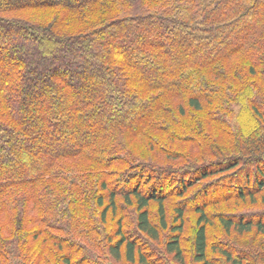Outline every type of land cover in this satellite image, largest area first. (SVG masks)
I'll use <instances>...</instances> for the list:
<instances>
[{
  "label": "trees",
  "instance_id": "trees-1",
  "mask_svg": "<svg viewBox=\"0 0 264 264\" xmlns=\"http://www.w3.org/2000/svg\"><path fill=\"white\" fill-rule=\"evenodd\" d=\"M36 9L44 16L12 14ZM241 61L250 77L241 75ZM74 78L82 82L71 84ZM257 78L264 81V0H0V264H99V253L163 264L148 240L168 229L165 254L186 264L187 209L197 213L189 264H214L209 250L242 264L210 240L208 227L214 218L226 233H264V213L209 209L257 196L264 203V157L252 176L244 174L245 184L237 180L264 155ZM200 111L223 120L225 142L208 135L194 117ZM139 137L183 163L155 164V153L134 150ZM170 138L189 140L197 154L171 148ZM209 152L220 157L205 159ZM228 152L236 156L221 155ZM155 175L178 180L149 184ZM125 207L134 208L138 234L124 231L122 215L107 225L108 211ZM100 236L107 246L98 255L90 243ZM53 248L58 260L44 258Z\"/></svg>",
  "mask_w": 264,
  "mask_h": 264
},
{
  "label": "rangeland",
  "instance_id": "rangeland-1",
  "mask_svg": "<svg viewBox=\"0 0 264 264\" xmlns=\"http://www.w3.org/2000/svg\"><path fill=\"white\" fill-rule=\"evenodd\" d=\"M13 15H17L20 17H26V18H37V17H43L44 16V12L41 9H36V10H27V11H17V12H13ZM9 15V14H8ZM15 43L20 45H27V47L31 44L30 41H23L24 43L20 42V40H15ZM29 48V47H28ZM256 55H258L257 50H254L253 56L255 57ZM263 54H261L262 56ZM245 60V59H242ZM240 73L241 75H246L245 78L250 77L249 75V66L248 63L246 61H241L240 63ZM80 65V59H73V61L71 62V68H78V66ZM69 74V73H68ZM82 79L80 80H76L75 78L70 80L71 84H79ZM257 85L259 86V98H263L264 99V81L262 82L260 79L257 78ZM209 107H212V105H210ZM238 108L234 107V110L232 112H229L227 114V117L229 118V120L235 118L236 114H237ZM246 113V112H245ZM195 118H199L202 119L205 124L203 127H205V130L207 129L208 131V135L209 136H214V140L217 141L218 143L220 142H225L226 139V134H225V125L223 123L219 122V120L217 119V121H214L212 118H207L206 117V113L204 114V111H200L198 113L195 112L194 114ZM226 117V118H227ZM191 119V118H189ZM227 120V119H226ZM247 120L248 123H253L252 118L250 117L249 114H247ZM244 131L247 132V130L244 128ZM169 144L171 148H178L180 149L181 152H188L190 156H195L197 154L198 149H195L192 147V143L189 142V140H178L176 138H170L169 139ZM231 143V142H230ZM228 143V144H230ZM132 144L134 146V150H147L150 145L147 144L146 139L143 137H139L136 138L132 141ZM202 150L206 153L208 151H212L211 146L205 142H203V146H202ZM149 153H155V157L153 158L155 160V164H163V165H167V164H178V163H183L182 162V158H168L167 155H163L162 152L159 151L158 147L155 146H151V149L147 150ZM160 154V155H159ZM208 155V154H207ZM219 154L214 153V152H209V156H207L205 159L208 160H216L218 159L217 156ZM222 156L225 157H230V156H236L233 152L231 153H225V154H221ZM259 157H264V155L258 156V159L255 160V163H252L251 165H245L243 167V169H241V171L238 173L237 175V180L239 181V183H243L244 180V174L248 173L250 174V176H252L254 174L253 170L255 168V166H259L258 163L259 162ZM144 160V158H141ZM149 159V158H148ZM206 161V160H205ZM257 164V165H256ZM261 166H264V161L261 160ZM156 176V177H155ZM152 177V179L150 180L149 184H152L155 182V179H157L158 183H169L170 187L175 184V182L178 180L177 176H174L173 179H171V181L163 176L160 175H155ZM156 182V184H158ZM148 184V185H149ZM228 182H225V185H227ZM245 184V183H243ZM153 185V184H152ZM249 187H253V183H251L249 185ZM217 191L219 190H224L226 191V188L222 187V188H217ZM211 191V190H209ZM264 192V188L262 189L261 193ZM215 195V194H214ZM258 195V193H257ZM256 195V196H257ZM211 195H207L206 198H209ZM204 197L200 196L197 200V202L203 200ZM119 202L120 197L118 198ZM260 196H257V201L254 202H250L249 200L246 201H237L235 202L237 205H234L233 202L231 201H224V202H219L216 204H213V206L209 209L212 213H229V214H233L235 217L238 216H242V215H247V216H253V217H257L258 216H262L264 213V203L260 202ZM106 203V202H104ZM173 201H168L166 202V210H167V214H168V220L169 222L172 220V205ZM90 207H92V202H90ZM188 210V209H187ZM184 212V225H183V230H182V236H181V244L184 247V250L186 252V264H189V259L191 257V236L193 233V229H194V220L195 217L197 215V213L195 211H188ZM88 211H90V208L88 209ZM151 217L154 218L153 216L156 215V210H155V206L154 203H152L151 205ZM119 215H122L123 217V227H124V231L125 232H132V233H136L138 234V231L135 228L134 225V218H135V211L133 207H125L123 209H118V211L115 213V215H112L110 213V211H108L107 213V225L109 226V228H113L115 227V222L116 219ZM262 218H264V216H262ZM215 222L214 225L209 226L208 227V231L210 234V240L212 242L215 243H220L222 246H224L226 249H228L230 252H232L235 256L240 257V261L242 264H264V233H257L255 231H251L248 233H242L239 234L233 230H231L229 233H226L223 228H221L217 223L216 219L213 218V223ZM95 225V224H94ZM104 227V225L102 226ZM107 231V232H106ZM106 231H101V233L105 234L109 233V230ZM170 230H165L162 233V237L160 238L159 241H149L148 240V244H149V248H150V253L152 254H156L155 252H159L160 254L155 257V259H160L161 262L163 264H176L172 261L171 259V255H167L165 254L164 251V243H165V239L168 236ZM104 236H100V242H96L94 241L93 243H90V251L94 254H98L97 253V249H104L107 246V242L104 239ZM95 243H97L98 245H96ZM53 255L51 254H44V258L46 259H51V261H55L58 260L59 257V252L55 251L53 248ZM100 257L102 258H97L96 256L93 255L91 256L92 258H95L96 262H98L99 264H129L126 261L122 260L120 262H116L114 261L111 257H109V255L105 256L102 253H99ZM98 254V255H99ZM209 255L210 257H213L214 260V264H230V262H227L226 259L219 254V252H217V250H209ZM108 258V259H107ZM102 259V260H101ZM112 259V260H111ZM110 260V261H109ZM188 261V262H187Z\"/></svg>",
  "mask_w": 264,
  "mask_h": 264
}]
</instances>
